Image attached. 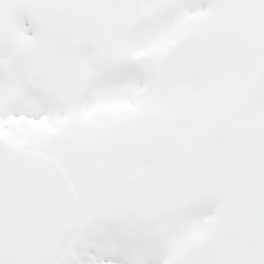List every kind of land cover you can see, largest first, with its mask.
I'll return each mask as SVG.
<instances>
[{
	"label": "snow or ice",
	"instance_id": "obj_1",
	"mask_svg": "<svg viewBox=\"0 0 264 264\" xmlns=\"http://www.w3.org/2000/svg\"><path fill=\"white\" fill-rule=\"evenodd\" d=\"M0 264H264V0H0Z\"/></svg>",
	"mask_w": 264,
	"mask_h": 264
}]
</instances>
